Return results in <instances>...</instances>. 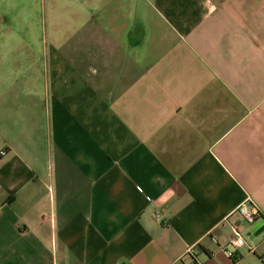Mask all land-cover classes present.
I'll return each instance as SVG.
<instances>
[{"label":"crops","instance_id":"0c3cea01","mask_svg":"<svg viewBox=\"0 0 264 264\" xmlns=\"http://www.w3.org/2000/svg\"><path fill=\"white\" fill-rule=\"evenodd\" d=\"M246 202L264 0H0V264H264Z\"/></svg>","mask_w":264,"mask_h":264},{"label":"built area","instance_id":"2783aa9c","mask_svg":"<svg viewBox=\"0 0 264 264\" xmlns=\"http://www.w3.org/2000/svg\"><path fill=\"white\" fill-rule=\"evenodd\" d=\"M260 218L261 214L258 207L255 204H249V202L240 205L227 217L225 222L230 226V242L233 249L241 248L247 244V238L244 235L245 225H252ZM227 255L232 257L234 251H228ZM260 259L264 263V255H261Z\"/></svg>","mask_w":264,"mask_h":264},{"label":"water","instance_id":"95a60500","mask_svg":"<svg viewBox=\"0 0 264 264\" xmlns=\"http://www.w3.org/2000/svg\"><path fill=\"white\" fill-rule=\"evenodd\" d=\"M264 232V221L259 222L248 234L247 238L253 240Z\"/></svg>","mask_w":264,"mask_h":264}]
</instances>
